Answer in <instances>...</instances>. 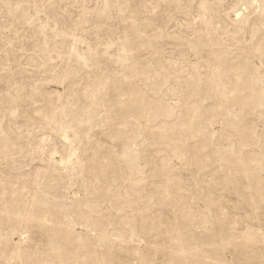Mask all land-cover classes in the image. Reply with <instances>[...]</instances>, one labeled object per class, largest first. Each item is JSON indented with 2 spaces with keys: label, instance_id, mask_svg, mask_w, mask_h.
Here are the masks:
<instances>
[{
  "label": "rangeland",
  "instance_id": "374dc122",
  "mask_svg": "<svg viewBox=\"0 0 264 264\" xmlns=\"http://www.w3.org/2000/svg\"><path fill=\"white\" fill-rule=\"evenodd\" d=\"M0 264H264V0H0Z\"/></svg>",
  "mask_w": 264,
  "mask_h": 264
}]
</instances>
